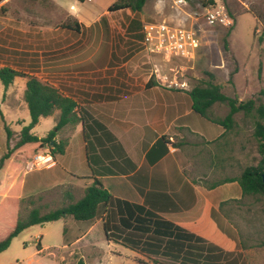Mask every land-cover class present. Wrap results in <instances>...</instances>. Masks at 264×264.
Wrapping results in <instances>:
<instances>
[{"label": "crops", "instance_id": "0c3cea01", "mask_svg": "<svg viewBox=\"0 0 264 264\" xmlns=\"http://www.w3.org/2000/svg\"><path fill=\"white\" fill-rule=\"evenodd\" d=\"M86 1L49 0L50 19L45 21H39L34 11L28 16L32 19L26 21L25 15L21 17L13 6L15 16L7 12L0 22L1 51L25 66L31 64V70L23 66L26 71H16L56 86L75 102L74 111L79 117V121L67 123L56 132L54 139L64 140L65 146L61 154L52 156V164L35 168L23 165L21 169L18 163L3 162L0 219L7 217L9 223L0 230V238L17 217V201L25 193V175L45 170L49 177L46 188L26 190L25 195L66 185L75 201L83 188L96 179L112 198L92 219L78 220L81 225L71 237H66V229L77 223H71L74 219L70 216L35 224L40 226L34 235L36 254L45 252L58 264H74L78 259L83 264L88 260L103 264L104 254L120 251L137 254L141 250L148 257L167 258L177 264L180 256L172 258V252L177 251L190 254L191 263L195 264L197 236L231 258L218 245L223 241L217 237L224 236L219 229L226 231V219L218 204L241 195L233 179L245 166L247 157L252 159L254 155L247 154L249 141L243 134L244 125L236 122L237 113L233 115L235 123L226 130L193 112L186 89L167 87L152 77L151 58L140 48V32L130 29L129 22L134 17L128 9L107 11L110 4L107 3L97 13L83 5ZM122 13L128 19L132 17L123 26L130 38L121 34L123 40L119 38L117 45L111 30L119 26L113 16ZM91 28V34H84ZM22 44H28V48H22ZM41 44L47 47L38 48ZM0 67L13 69L3 63ZM150 80L154 84L146 85ZM24 82V77L15 76L5 89L0 83V124L25 125L22 115L17 119L11 98L16 84L23 94ZM232 97L240 101L243 95ZM222 107L223 103L215 102L208 110L217 112L220 119L226 114L223 110L218 112ZM57 115L58 110H54L45 116L52 123L47 130ZM59 172H67L68 180L63 176L57 180L55 174ZM34 185L41 186L38 182ZM59 220L64 224L58 244L43 243L41 238L47 226ZM124 236L133 239L130 241L141 236L145 245L140 243L137 250L131 249L122 244ZM171 240L177 242L166 247L164 242ZM130 241L127 243L133 244ZM148 259L140 256L137 260Z\"/></svg>", "mask_w": 264, "mask_h": 264}, {"label": "rangeland", "instance_id": "374dc122", "mask_svg": "<svg viewBox=\"0 0 264 264\" xmlns=\"http://www.w3.org/2000/svg\"><path fill=\"white\" fill-rule=\"evenodd\" d=\"M54 1L58 3L59 0ZM113 1L115 0H88L83 5L88 6V8L92 7V10L98 13L104 4ZM118 1L120 2L123 0ZM173 1L174 0H145L139 11L131 12L129 9L126 10L131 13L134 20H130L132 17L128 19L129 16H126L124 13L115 14V16H113L115 20L114 23L119 27H113L111 30L114 38L113 42L118 45V42L123 40V36L130 38L123 29L127 19L132 23L131 28H135L134 31L137 33L139 31L140 34L141 23L147 21L165 19L174 24L191 26L198 31L200 39L196 54L193 60L189 62L179 60L172 61L170 65L171 70L167 68L164 69L167 80L175 75L177 81L184 80L187 87L190 88L193 85L203 84L205 81L209 80L203 73V71H206L212 75L211 80L218 83L221 87V92L227 96L232 97L233 95L235 96V94L236 96H241L242 94L243 97L241 101L255 97L258 91L264 88V37L260 43L257 42V36L264 22V0H185L184 4L178 5L173 4ZM48 3H50L49 0H11L9 3H0V22L2 18L6 16L7 12L15 16L12 12L13 10H11L13 6H15V9L19 10L21 17L25 15L24 18L26 21L32 19L28 17L32 16V11H34V15L38 16L39 21L48 20L50 19V6ZM202 4H221L232 20L230 27L225 28L219 25H207L201 16ZM20 9L23 10V13L20 12ZM54 19L55 12L52 13V20ZM120 24L122 25L120 26ZM92 29L93 28L85 31L84 34H91V32H93ZM228 29L229 33L226 36L225 33ZM121 34H123V36H120ZM223 37H225L227 49L223 48ZM120 45L121 43L119 46ZM46 47V45L41 44L38 48L43 49ZM22 48H28V44H22ZM140 48L142 49V46H140ZM28 54L29 56L33 55V53ZM36 61L37 59L35 58L34 62ZM1 63L7 64L8 66L10 65V67L15 70L19 69L20 71H26V68H23L25 65L22 61L16 60L14 56L6 57L1 51L0 46V64ZM258 63H260L259 77L257 76ZM26 66L31 70V64ZM12 97L15 103L16 115H18L17 119L22 115L27 123L29 116L18 84L13 88L11 98ZM3 98H5V96ZM220 110L227 112L225 103H223L222 109H219V113L221 112ZM216 115L217 112L212 113L210 110L207 111V116L211 119H217ZM235 120L244 125L243 134L247 135V141H249V143H247L248 156L250 157L252 153L254 154L252 159L247 157L244 164L245 166L255 164L259 156L250 138L253 126L252 118L248 117L245 120L241 112H238L235 116ZM50 123L51 119L49 117H44L32 127L31 132L39 137L44 136L47 130L46 128L50 126ZM1 124L0 148L3 149L4 152L6 144L10 147L16 141L21 125L14 122L10 125H5L3 122ZM6 129L9 133L8 139H6ZM50 149L51 148L48 147L47 144L41 143L30 150V152L28 151V158L24 163L25 168L38 167L32 163L33 155L46 152L49 153ZM54 155H59V153H55ZM9 162L12 163L11 161ZM66 175H68L67 172L55 174L56 178H59L57 180H60L62 176L64 180H68V176ZM47 178L49 177L45 170L41 172L35 170L27 172L23 191L26 193V190H29V192L44 190V188H46L45 184H48ZM37 182L40 183L41 186L36 187L34 184ZM25 193L22 194V199L27 197ZM65 202L66 199L60 191L50 190L49 192L42 193L41 199L35 201L34 205H39L40 212H44L60 206ZM27 209L28 206L25 207L24 202H20L18 216L23 217ZM220 213L226 219V231H221V229H219L224 236L223 238L217 237V240L220 241V239H222L223 241L218 243L223 251L229 256L234 257L238 264H264V199L260 196L246 195L241 197L238 202L226 201ZM72 222L77 224L70 230L66 229V237H71L75 234L78 230L77 228L81 225L78 220H71V223ZM0 223V230L8 225V221L6 220ZM66 223L68 224V221ZM63 224L64 222L61 220L49 224L50 226H47L46 232L43 233L41 238L42 242L58 244L59 238L61 237L60 230L63 228ZM39 228V225H34L22 230L14 236L6 249L0 252V264H58L57 260L46 255L45 252L39 254L35 253L36 241L34 235ZM140 256L143 255L129 251H120L119 253H112L109 256L104 254L103 264H140L138 263L139 261H137ZM86 264H92V262L88 260Z\"/></svg>", "mask_w": 264, "mask_h": 264}, {"label": "trees", "instance_id": "16d2710c", "mask_svg": "<svg viewBox=\"0 0 264 264\" xmlns=\"http://www.w3.org/2000/svg\"><path fill=\"white\" fill-rule=\"evenodd\" d=\"M144 1L145 0H123L119 2L118 0H115L107 6L106 10L114 11L127 8L131 12H136L141 9ZM129 23L131 29L132 23L131 21ZM228 33L229 29L226 31L225 35L227 36ZM263 37L264 22L262 23L260 33L257 36V42L260 43ZM223 48L227 49L225 37H223ZM203 73L209 78V80L205 81L203 84L193 85L187 90V94L191 100V110L212 122L222 125L226 130L231 129L232 125L235 123L233 118L235 113L241 112V115L245 120L248 117H251L253 126L250 138L254 142L259 156L255 164L244 166L239 175L233 179L238 184L241 195L238 199L221 201L218 204V210L221 212L226 201L238 202L241 197L246 195L260 196L264 199V184L260 179V173L264 167V88H261L255 97L248 98L244 101H238L235 97L227 96L221 92L220 85L211 80L212 75L210 73H207L206 71H203ZM259 75L260 63H258L257 67V76L259 77ZM15 76L25 78L22 98L27 108L29 120L27 124L20 127L18 137L13 145L8 147L6 144L5 151L0 155V167L4 161H11L13 165L18 163L22 169L25 160L28 158V151L30 152V150L41 143H45L51 148L49 151L51 156L55 153L61 154L65 146V141H56L54 136L56 132L65 124L79 121V117L74 111L76 104L72 99L64 95L56 86L51 85L47 81H44L36 76L26 75L8 67H0V83L3 86V89L11 83ZM151 84H154L153 80L146 83V85ZM215 102L225 103L227 106L226 114L220 119H211L207 116L208 108ZM54 110H58V115L52 127L46 131L44 136L38 137L34 135L30 129L38 122L39 118L49 116ZM8 134V130L6 129V139H8ZM21 169L19 170V173L21 172ZM50 190L60 191L66 199V202L50 210L40 212V206H35L34 204L35 201L41 199L42 193L29 195L24 199L19 198L17 201L18 207L20 202L23 201L24 206H28V209L23 217H20L17 214L15 221L9 226L6 234L0 238V252L6 249L10 240L14 236L32 225L51 222L65 216H70L72 219L79 221L90 220L96 216L99 210L104 208L107 202L112 198L111 195L101 187L99 181L96 179H92L90 184L83 188L81 196L75 201L71 199L70 192L66 185H57L53 188L45 190L43 193L49 192ZM6 218L7 217L0 219V222L4 220L8 221ZM188 235L191 237L190 234ZM121 239L122 244L131 249L137 250V246L140 243L145 245L144 238H141V236H138L135 241H130L133 239L128 236L121 237ZM129 241L133 244L129 245L127 243ZM171 241L166 243L164 242L165 246L167 245L166 247H169L171 245H175L177 242L173 240ZM137 252L149 258L147 261L137 260L140 264H175L172 261H168L164 253L159 254L161 257L166 259L148 257L147 253L141 250ZM172 254L174 256L172 257L174 260H176L177 256H180L177 264H192L191 262H193L192 257H190V254L187 252L181 253L174 251ZM194 263L238 264L234 257L227 258L218 248H215L211 244H205L197 236L196 260H194ZM74 264H83V262L81 259H78Z\"/></svg>", "mask_w": 264, "mask_h": 264}, {"label": "built area", "instance_id": "2783aa9c", "mask_svg": "<svg viewBox=\"0 0 264 264\" xmlns=\"http://www.w3.org/2000/svg\"><path fill=\"white\" fill-rule=\"evenodd\" d=\"M185 0H174L173 4H184ZM201 16L207 25L229 27L232 20L221 4L203 5ZM141 46L151 58L150 73L152 77L167 87L186 89L184 80L177 81L175 75L166 78L164 69L171 70L172 61H192L199 47L198 31L191 26L174 24L171 21L160 19L147 21L141 24ZM32 163L38 167L48 166L53 163L50 153L35 154ZM42 165V166H40Z\"/></svg>", "mask_w": 264, "mask_h": 264}, {"label": "water", "instance_id": "95a60500", "mask_svg": "<svg viewBox=\"0 0 264 264\" xmlns=\"http://www.w3.org/2000/svg\"><path fill=\"white\" fill-rule=\"evenodd\" d=\"M260 179H261V182L264 184V167H263L262 172L260 173Z\"/></svg>", "mask_w": 264, "mask_h": 264}]
</instances>
